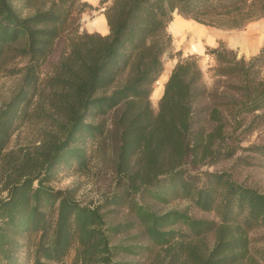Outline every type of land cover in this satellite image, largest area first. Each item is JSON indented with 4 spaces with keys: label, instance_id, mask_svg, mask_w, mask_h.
Wrapping results in <instances>:
<instances>
[{
    "label": "trees",
    "instance_id": "trees-1",
    "mask_svg": "<svg viewBox=\"0 0 264 264\" xmlns=\"http://www.w3.org/2000/svg\"><path fill=\"white\" fill-rule=\"evenodd\" d=\"M99 8L109 32L82 31L83 14ZM176 11L241 27L264 16V0H0V77H19L0 108V264H58L75 246L81 264H264L250 238L264 227V193L209 169L236 154L231 120H264V47L246 58L221 42L206 51L207 72L179 58L155 111ZM36 122L38 143L11 146ZM107 147L114 187L101 202L52 186ZM246 150L264 159V143ZM177 198L217 219L151 206ZM109 206L131 218L108 223ZM132 230L134 241L113 242ZM121 253L138 258L114 259Z\"/></svg>",
    "mask_w": 264,
    "mask_h": 264
},
{
    "label": "rangeland",
    "instance_id": "rangeland-1",
    "mask_svg": "<svg viewBox=\"0 0 264 264\" xmlns=\"http://www.w3.org/2000/svg\"><path fill=\"white\" fill-rule=\"evenodd\" d=\"M94 5L99 4V0H88ZM105 5V4H104ZM104 8L93 9L83 14L81 18V30L88 18L94 16L97 12ZM195 23L201 25L204 30H211L215 34L214 45L204 37L201 46L197 47L196 39L191 33L195 29H183L179 33L180 36H173V45L169 52L164 56L165 70L170 66L171 62L179 58L193 56L198 59L201 68L207 72V69L214 63L213 58L206 53L209 48L217 47L222 42L228 48L237 52L238 57L245 56L250 58L257 54L264 47V16L253 19L241 27L217 26L200 23L194 19ZM206 31H204L205 34ZM203 37V32L199 33ZM173 35V34H172ZM190 43L191 48L187 49L184 43ZM205 45V48H204ZM204 48V49H203ZM195 49V50H194ZM164 70V71H165ZM167 72H164L153 90L151 95L152 105L155 111L158 110L159 101L163 94ZM206 80L209 85L213 80L206 73ZM19 82L17 76L0 77V108L8 100L11 93ZM165 82V83H164ZM158 90V92H157ZM162 91V94L160 95ZM259 113L246 114L242 118L239 126H235L231 120L228 126L230 135L227 139L229 145L236 148V154L231 159L222 160L209 167L210 170L228 171L239 182L255 187L264 193V159L252 151L246 150V147L254 144L264 143V120L255 117ZM41 123H31L21 128L13 137L11 146L28 145L34 142L38 143ZM111 151L107 147L106 151H102L100 157H97L90 165L86 172L66 174L52 183L55 189L67 191L75 200L82 204L96 205L105 195H109L114 187V175L111 163ZM151 206L157 212H165L171 209L187 210L192 216L197 218L217 219L215 212H209L199 209L189 199L177 198L169 203H151ZM105 218L108 223H118L131 218L126 208H113L109 206L104 209ZM137 230V229H136ZM136 230L124 232L119 236H115L114 243H130L134 241V233ZM251 243L254 248L264 247V227H260L250 232ZM137 240V239H136ZM208 242H213V236L209 235ZM135 255L126 253L118 254L114 259L129 261L137 259ZM58 264H81L77 258V247H73L67 257Z\"/></svg>",
    "mask_w": 264,
    "mask_h": 264
},
{
    "label": "crops",
    "instance_id": "crops-1",
    "mask_svg": "<svg viewBox=\"0 0 264 264\" xmlns=\"http://www.w3.org/2000/svg\"><path fill=\"white\" fill-rule=\"evenodd\" d=\"M103 11H104V9L97 12L91 18H88L87 21H85V24L83 25V30H85L87 32H91V33L98 32L102 35L107 34L109 32V25H108L105 13ZM188 28H192V29L196 30V31H193L191 33L194 36L195 35H201L198 33L203 32L204 35H203L202 41L204 40V37H205L207 40H209V42H207V43H210L211 45L215 44V41H213V39L215 40V34L213 31L204 30V28L201 25L195 23V21L191 20L190 18L182 16L181 14H179L176 11L174 13V18L171 21V24L169 26V32L172 33L173 36H175V35L180 36L179 33L183 32V29L188 30ZM204 31H206L207 34H205ZM201 44H202V42L200 44H198L197 47L201 46ZM184 45L187 49L191 48V45L188 42L184 43ZM204 48H205V45H204ZM177 61H178V59L171 62L170 66L167 67V70L164 71V72H167V78H166L165 82L168 80L170 73L172 72V69L176 65ZM156 87H155V89H156ZM162 91H163V89H162ZM162 91H161L160 95L162 94ZM152 95H153V93H152Z\"/></svg>",
    "mask_w": 264,
    "mask_h": 264
},
{
    "label": "bare ground",
    "instance_id": "bare-ground-1",
    "mask_svg": "<svg viewBox=\"0 0 264 264\" xmlns=\"http://www.w3.org/2000/svg\"><path fill=\"white\" fill-rule=\"evenodd\" d=\"M199 34V33H198ZM194 38L197 40L196 45L200 44L202 42V36L201 35H195ZM159 87V86H158ZM157 89V88H156ZM158 92V90H157Z\"/></svg>",
    "mask_w": 264,
    "mask_h": 264
}]
</instances>
